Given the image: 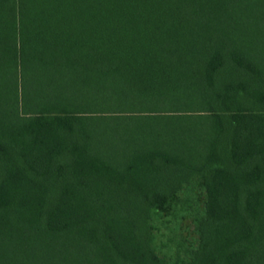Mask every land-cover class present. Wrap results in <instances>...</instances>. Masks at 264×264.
I'll use <instances>...</instances> for the list:
<instances>
[{
  "label": "trees",
  "instance_id": "1",
  "mask_svg": "<svg viewBox=\"0 0 264 264\" xmlns=\"http://www.w3.org/2000/svg\"><path fill=\"white\" fill-rule=\"evenodd\" d=\"M0 264H264V0H0Z\"/></svg>",
  "mask_w": 264,
  "mask_h": 264
}]
</instances>
